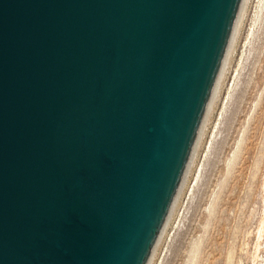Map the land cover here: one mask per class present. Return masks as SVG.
Returning a JSON list of instances; mask_svg holds the SVG:
<instances>
[{"label": "water", "instance_id": "1", "mask_svg": "<svg viewBox=\"0 0 264 264\" xmlns=\"http://www.w3.org/2000/svg\"><path fill=\"white\" fill-rule=\"evenodd\" d=\"M253 0H0V264H157Z\"/></svg>", "mask_w": 264, "mask_h": 264}, {"label": "rangeland", "instance_id": "2", "mask_svg": "<svg viewBox=\"0 0 264 264\" xmlns=\"http://www.w3.org/2000/svg\"><path fill=\"white\" fill-rule=\"evenodd\" d=\"M157 264H264V0L252 2Z\"/></svg>", "mask_w": 264, "mask_h": 264}, {"label": "bare ground", "instance_id": "3", "mask_svg": "<svg viewBox=\"0 0 264 264\" xmlns=\"http://www.w3.org/2000/svg\"><path fill=\"white\" fill-rule=\"evenodd\" d=\"M260 234V233H259Z\"/></svg>", "mask_w": 264, "mask_h": 264}]
</instances>
